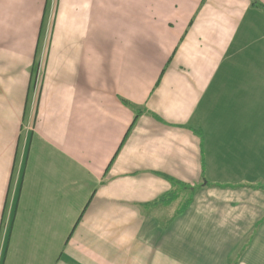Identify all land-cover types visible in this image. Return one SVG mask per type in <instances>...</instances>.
<instances>
[{
  "label": "crops",
  "instance_id": "1",
  "mask_svg": "<svg viewBox=\"0 0 264 264\" xmlns=\"http://www.w3.org/2000/svg\"><path fill=\"white\" fill-rule=\"evenodd\" d=\"M258 1L0 0V264H264Z\"/></svg>",
  "mask_w": 264,
  "mask_h": 264
},
{
  "label": "rangeland",
  "instance_id": "2",
  "mask_svg": "<svg viewBox=\"0 0 264 264\" xmlns=\"http://www.w3.org/2000/svg\"><path fill=\"white\" fill-rule=\"evenodd\" d=\"M262 125H263L262 129L259 127V130H262L264 133V119H263ZM247 146L249 149V154H250L251 149H254V152H257L259 154V159L260 158L263 159L262 163L264 164V137L258 138L256 141L249 139Z\"/></svg>",
  "mask_w": 264,
  "mask_h": 264
},
{
  "label": "trees",
  "instance_id": "3",
  "mask_svg": "<svg viewBox=\"0 0 264 264\" xmlns=\"http://www.w3.org/2000/svg\"><path fill=\"white\" fill-rule=\"evenodd\" d=\"M251 4H255V5H259V6H261V3H259L258 0H251ZM36 68H37V64H34V65H33V68H32V73H31V83H33V81L35 80ZM31 86H32V85H31ZM170 180H171V182H172L173 184H179L177 181H175V180H173V179H170ZM182 186H185V185L182 184ZM175 195H176V193H175L174 191H171V192L167 193V195H165V197H164V195H163V196L161 197V201H164V200H166V199L175 198Z\"/></svg>",
  "mask_w": 264,
  "mask_h": 264
}]
</instances>
